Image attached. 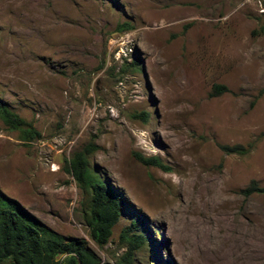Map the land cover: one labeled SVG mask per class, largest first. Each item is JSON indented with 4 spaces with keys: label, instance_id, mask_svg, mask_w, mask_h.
<instances>
[{
    "label": "rangeland",
    "instance_id": "rangeland-1",
    "mask_svg": "<svg viewBox=\"0 0 264 264\" xmlns=\"http://www.w3.org/2000/svg\"><path fill=\"white\" fill-rule=\"evenodd\" d=\"M0 103L39 134L0 119V193L36 224L101 263L264 264V193L243 194L264 188V0H0ZM85 149L124 203L104 247L67 171Z\"/></svg>",
    "mask_w": 264,
    "mask_h": 264
},
{
    "label": "trees",
    "instance_id": "trees-1",
    "mask_svg": "<svg viewBox=\"0 0 264 264\" xmlns=\"http://www.w3.org/2000/svg\"><path fill=\"white\" fill-rule=\"evenodd\" d=\"M133 29L129 23H123L117 27V32H125ZM134 68L138 69L134 62ZM226 91L223 86H213L212 95H220ZM137 117V116H136ZM135 117V118H136ZM0 119L10 129L19 130L29 139L39 138V134L0 103ZM226 154L245 155L247 150L237 146H222ZM91 151L85 149L73 154L66 161L67 171L82 190L89 195L84 222L89 229L92 241L98 247H104L111 235L113 227L119 222L123 209V199L118 191L111 185L103 182L92 171L88 163V154ZM135 159L145 167H155L169 171L159 158H144L134 154ZM264 193V188H259L255 182H251L243 194ZM143 218L134 219L129 229L125 232L138 231L130 238V244L138 248L148 241ZM146 227V228H145ZM0 264H110L101 263L99 258L82 241H65L44 225L36 224L16 203L5 198L0 193Z\"/></svg>",
    "mask_w": 264,
    "mask_h": 264
}]
</instances>
